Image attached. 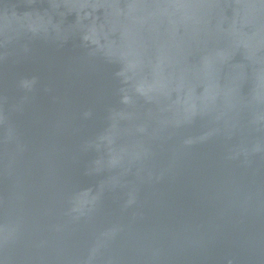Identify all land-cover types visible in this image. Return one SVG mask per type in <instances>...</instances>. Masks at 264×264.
<instances>
[{
  "label": "water",
  "instance_id": "obj_1",
  "mask_svg": "<svg viewBox=\"0 0 264 264\" xmlns=\"http://www.w3.org/2000/svg\"><path fill=\"white\" fill-rule=\"evenodd\" d=\"M0 264H264V0H0Z\"/></svg>",
  "mask_w": 264,
  "mask_h": 264
}]
</instances>
